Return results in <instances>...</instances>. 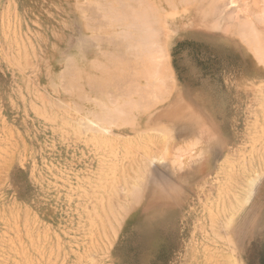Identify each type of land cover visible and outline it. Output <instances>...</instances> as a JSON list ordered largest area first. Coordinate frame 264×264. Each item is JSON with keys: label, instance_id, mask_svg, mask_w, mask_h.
I'll return each mask as SVG.
<instances>
[{"label": "rangeland", "instance_id": "obj_1", "mask_svg": "<svg viewBox=\"0 0 264 264\" xmlns=\"http://www.w3.org/2000/svg\"><path fill=\"white\" fill-rule=\"evenodd\" d=\"M126 1L0 0V264H257L264 0Z\"/></svg>", "mask_w": 264, "mask_h": 264}, {"label": "bare ground", "instance_id": "obj_2", "mask_svg": "<svg viewBox=\"0 0 264 264\" xmlns=\"http://www.w3.org/2000/svg\"><path fill=\"white\" fill-rule=\"evenodd\" d=\"M99 1H100V0H99ZM101 1H103V0H101ZM128 1H129V0H128ZM128 1H126V2H128ZM164 1H165V0H164ZM170 1H172V0H170ZM173 1H174V0H173ZM179 1H180V0H178V2H179ZM111 2H112V1H111ZM115 2H116V1H115ZM145 2L147 3L146 0H145ZM153 2H154V1H153ZM176 2H177V1H176ZM109 3H110V2H109ZM113 3H114V2H113ZM117 3H118V2H117ZM117 3H116V4H117ZM120 3H121V2H120ZM134 3H136V2H134ZM134 3H133V4H134ZM150 3H152V2H150ZM150 3H149V4H150ZM159 3H162V2H159ZM102 4H103V3H102ZM107 4H108V3H107ZM118 4H119V3H118ZM139 4H143V3L140 2ZM121 5H122V4H121ZM124 5H125V4H123V7H124ZM128 5H130L131 8L128 7V6H127V8H129V10L132 9V10H130V12H131L132 14L134 13L133 16L136 17L137 14L135 15V12L137 13V11H134V9H133L132 6H131V3H129ZM135 5H136V4H135ZM144 5H145V4H144ZM150 5H151V4H150ZM152 5H155V4H152ZM152 5H151V6H152ZM172 5H173V4H172ZM178 5H179V4H178ZM147 6H148V5H147ZM107 7H109V6L107 5ZM105 8H106V7H105ZM115 8H116V7H115ZM125 8H126V7H125ZM127 8H126V9H127ZM140 8H141V7H139V9H140ZM149 8H150V7H149ZM149 8H146V9H149ZM162 8H163V7H161V10H162ZM169 8H170V7H169ZM207 8H208V7H207ZM119 9H120V8H119ZM122 9H123V8H122ZM126 9H125V10H126ZM137 9H138V8H137ZM141 9H142V8H141ZM141 9H140L139 11H141ZM146 9H145V10H146ZM150 9H151V8H150ZM106 10H107V9H106ZM112 10H114V8L111 9V11H112ZM125 10H124V11H125ZM129 10H128V11H129ZM152 10H153V9H152ZM122 11H123V10H122ZM128 11H127V12H128ZM132 11H133V12H132ZM153 11H154V10H153ZM153 11H152L151 14H154V13H155V12L153 13ZM164 11H165V10H164ZM107 12H108V11H107ZM116 12L120 13L121 11L119 12V10H118V11L116 10ZM125 12H126V11H125ZM142 12H144V11L142 10ZM142 12L140 13V16H141V14H142V16H145V15H143ZM165 12H166V11H165ZM113 13H114V12H113ZM131 13L128 12V14H131ZM158 13H159V12H158ZM158 13H157V14H158ZM109 14H110V13H109ZM128 14H127V15H128ZM132 14H131L130 16H132ZM138 14H139V13H138ZM159 14H160V13H159ZM159 14H158V15H159ZM118 15H119V14H118ZM118 15L116 14V16H118ZM122 15H125V14L122 13ZM161 15H163V14H161ZM130 16L128 15L129 18H128V17H127V18L132 20L133 16H132V17H130ZM142 16H141V17H142ZM153 16H154V15H153ZM155 16H156V15H155ZM155 16H154V19H155V20H154V23H155V22L157 23L158 20H156ZM164 16H165V15H164ZM118 17H119V16H118ZM118 17H116V18H117L118 21H119L120 18H118ZM137 17H139V16H137ZM137 17H136V18H137ZM157 17H158V16H157ZM159 17H160V16H159ZM161 17H162V16H161ZM121 18H122V17H121ZM136 18H135V20L133 21V23H135ZM139 18H140V17H139ZM111 19L114 20L115 18H111ZM117 19H116V20H117ZM133 19H134V18H133ZM151 19H152V18H151ZM116 20H115V21H116ZM126 20H127V19H126ZM131 20H127V23H128V21H130L128 25H132V24H130V23H132ZM142 20H143V19H141V21H140V20H137L138 22L140 21V22H139V24L141 23L140 25H143V26H144V27H143V26H140V27H139V24H138V28H137V27H136V28L139 29V30H137V29L135 28V24H137L138 22L134 24V28H135L138 32H140V30H144V29H146V26H145V25H147V24L149 23V22H148V23L146 24V22H147L146 19L143 20V21H142ZM160 20H161V19H160ZM110 21H111V20H110ZM118 21H117V22H118ZM148 21H150V20L148 19ZM111 22H112V21H111ZM158 22H159V21H158ZM119 23H120V22H119ZM122 23H123V22H122ZM250 23H251V22H250ZM120 25H121V24H120ZM149 25H150V24H148V26H147V27H148L147 31L150 30V28H151L152 31L156 30V29H154V28H153V29H154V30H153V29H152V26L149 27ZM157 25H158V24H157ZM157 25H155V26L157 27ZM249 26H250V25H249ZM121 27H122V26H121ZM126 28H128V26H127ZM132 28H133V27L131 26V27L128 28L129 30H128V29H127V30L130 31V29H132ZM243 28H244V27H243ZM121 29H122V28H121ZM123 29H124V28H123ZM157 29H158V28H157ZM151 30L148 31V33H147V32H146V33H144V32H140L141 35H143V34L145 35V34H146V35L148 36V37L145 38V40H144L143 37H142V38L139 37V39H141L140 42H142V41H147V40H149V39L151 40L153 37H154V38L156 37L155 34L153 35V32H152ZM247 30H248V29H247ZM253 30H254V29H253ZM144 31H145V30H144ZM115 32H116V30H115ZM124 32H125V31H124ZM132 32H133V31H132ZM150 32H152V36H153V37H152V36L150 35L151 38H149V34H151ZM250 32H252V31H250ZM111 33H112V32H111ZM142 33H143V34H142ZM154 33H155V31H154ZM115 34H116V33H115ZM127 34H130V33H127ZM127 34H125L124 36H126ZM135 34H136V35H140L139 33H135ZM112 35H113V34H112ZM122 35H123V33H122ZM122 35H120V36H122ZM144 35H143V36H144ZM146 35H145V36H146ZM157 35H158V34H157ZM247 35H248V34H247ZM255 35H256V34H255ZM116 36L119 37V35H116ZM129 36H131V34H130ZM145 36H144V37H145ZM245 36H246V35H245ZM131 37H132V36H131ZM240 37H241V35H240ZM242 37H243V36H242ZM249 37H250V36H249ZM124 38H125V37H124ZM126 38H127V37H126ZM137 38H138V36H137ZM147 38H148V39H147ZM254 38H255V37H254ZM127 39H128V38H127ZM127 39H126V40H127ZM129 40H130V38H129ZM150 40L148 41L149 44H148V43H147V44H145V43L140 44V42H139V45H138V47L136 46V48H137V49H138L139 47H140L139 49L146 48L145 46H142V48H141V45H144V44H145L146 46H147V45H148V46L151 45L150 42L153 41V40H151V41H150ZM252 40H254V39H252V37H251V38H248V42H249L250 46L252 45V42H253ZM258 40H259V39H258ZM138 41H139V40H136V42H138ZM260 41H261V38H260L259 41H257V42H259V45H261V44L263 43V40H262V43H261ZM126 43H127V42H126ZM131 43H132V42H131ZM134 43H135V42H133L132 44H134ZM151 43H152V42H151ZM255 43H256V42H255ZM127 44H128V43H127ZM263 44H264V43H263ZM135 45H136V43H135ZM155 45H157V44H155ZM259 45H258V46H259ZM130 46H131V45H130ZM159 46H160V45H159ZM252 46H253V45H252ZM262 46H263V45H262ZM262 46H259V50H260V47H261V50L264 49V48L262 49ZM131 47H133V46H131ZM150 47H151V46H150ZM153 47H154V46H153ZM153 47H152V48H153ZM255 47H256V46H255ZM255 47H253L254 50L256 51V52H255V57H257V59H258L259 61L264 60V57H263V55L261 54V52H259V50L256 49ZM263 47H264V46H263ZM134 48H135V47H134ZM134 48H133V49H134ZM136 48H135V50H136ZM147 48H148V47H147ZM152 48H148V50L150 51V49H152ZM155 48H156V47H155ZM250 48H252V47H250ZM129 50H130V49H129ZM143 50H144V49H142V51H143ZM148 50L146 49V51H148ZM250 50H251V49H250ZM132 51H133V50L131 49V53H132ZM149 51H148V52H149ZM134 52H135V51H133V54H136V53H134ZM262 52H264V50H263ZM128 53H129V52H128ZM137 53L139 54V51H138ZM143 54H144V53H143ZM143 54H142V55H143ZM263 54H264V53H263ZM144 56H145L146 58H148L149 56H151V51H150V53H148V54H144ZM144 56H143V57H144ZM147 56H148V57H147ZM135 57H136V56H135ZM138 57H139V55H138ZM141 57H142V56H141ZM141 57H140V58H141ZM143 57H142L141 59H143ZM145 57H144V59H146ZM151 57H152V56H151ZM133 59H134V58H133ZM150 59H151V58L149 57V60H150ZM149 60H147L146 63H148ZM91 61H92V60H91ZM134 61H135V60H134ZM136 61H137V60H136ZM150 61L152 62V60H150ZM259 61H258V62H259ZM105 62H107V61H105ZM142 62H143V61H142ZM110 63H111V62H110ZM140 63H141V61H140ZM144 63H145V62H144ZM149 63H150V62H149ZM153 63H154V62H153ZM262 64H263V62H262ZM143 65H144V64H143ZM99 66H100V65H99ZM148 67H149L148 70H149V72H150L151 67H153V66H151V67L148 66ZM100 68H101V67H100ZM106 68H107V67H105V68L103 69L102 72H105V69H106ZM153 68H154V67H153ZM108 70H109V69H108ZM115 70H116V69H115ZM119 70H120V69H119ZM146 70H147V69H146ZM94 71H95V69H94ZM106 71H107V70H106ZM120 71H121V70H120ZM105 73H106V72H105ZM107 73H108V72H107ZM99 74H100V73H99ZM101 74H103V73H101ZM109 74H110V73H109ZM150 74H151V73H150ZM103 75H104V74H103ZM106 75H108V74H106ZM84 77H85V76H84ZM86 77H87V76H86ZM89 78H92V77H89ZM77 79H78V78H77ZM85 79H86V78H85ZM80 80H81V79H80ZM86 80H87V79H86ZM90 80L92 81V79H90ZM88 81H89V80H88ZM104 82H105V81H104ZM108 82H109V81H108ZM103 84H104V83H103ZM118 86H119V85H118ZM131 88H132V87H131ZM119 91H120V90H119ZM136 91H137V90H136ZM107 100H108V99H107ZM128 101H129V100H128ZM121 102H122V100H121ZM126 102H127V101H126ZM121 106H122V105H121ZM116 107H118V106H116ZM138 107H139V106H138ZM113 108H114V107H113ZM120 108H121V107H120ZM124 108H125V107H124ZM107 109L109 110V108H107ZM118 109H119V108H118ZM108 110H107V111H108ZM114 110L116 111L117 109H113V112H114ZM122 110H123V109H121V112H119V111H116V112H118V114H119V113H123ZM127 111H128V110H127ZM113 112H112V114H113ZM107 113H108V112H107ZM125 114H126V111H125ZM122 115H124V114H122ZM104 116H105V115H104ZM118 116H120V115H118ZM102 117H103V116H102ZM116 117H117V116H116ZM127 117H129V116H127ZM111 118H112V117H111ZM113 118H114V117H113ZM121 118H122V117H121ZM104 119H106V118H104ZM104 119H103V120H104ZM117 119H118V118H117ZM100 124H101V123H100ZM116 124H117V123H116ZM83 136H84V135H83ZM123 141H124V140H123ZM114 145H115V144H114ZM128 147H129V146H128ZM130 148H131V147H130ZM113 150H114V149H113ZM116 150H117V149H116ZM103 151H104V150H103ZM127 151H128V150H127ZM125 154H126V153H125ZM115 161H116V160H115ZM244 165H245V164H244ZM105 172H106V171H105ZM106 173H107V172H106ZM105 175H106V174H105ZM106 176H108V175H106ZM105 180L108 181L106 178H105ZM133 180H134V179H133ZM97 185H98V184H97ZM98 186H99V185H98ZM98 188H99V187H98ZM102 188H103V187H102ZM98 190H99V189H98ZM95 192H96V191H95ZM100 195H101V193H100ZM95 196H96V195H95ZM92 197H93V196H92ZM235 201H236V200H235ZM92 204H93V203H92ZM231 204H232V202H231ZM232 205H233V204H232ZM232 205H231V206H232ZM223 206H224V205H223ZM231 206H230L229 208H231ZM232 208H233V206H232ZM92 209H93V208H92ZM234 209H236V208H234ZM234 209H233V210H234ZM224 210H226V209H225V206H224ZM227 210H229L228 207H227ZM92 212H93V211H92ZM228 212H230V210H229ZM228 216H229V215H228ZM88 227H89V226H88ZM46 252H47V251H46ZM205 261H206V260H205ZM206 262H208V261H206ZM210 264H212V263H210Z\"/></svg>", "mask_w": 264, "mask_h": 264}, {"label": "trees", "instance_id": "obj_3", "mask_svg": "<svg viewBox=\"0 0 264 264\" xmlns=\"http://www.w3.org/2000/svg\"><path fill=\"white\" fill-rule=\"evenodd\" d=\"M257 264H264V256L260 257Z\"/></svg>", "mask_w": 264, "mask_h": 264}]
</instances>
